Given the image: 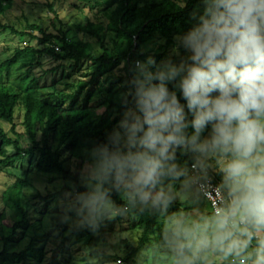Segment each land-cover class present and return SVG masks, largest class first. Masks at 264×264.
I'll return each mask as SVG.
<instances>
[{
  "label": "clouds",
  "instance_id": "9594fccd",
  "mask_svg": "<svg viewBox=\"0 0 264 264\" xmlns=\"http://www.w3.org/2000/svg\"><path fill=\"white\" fill-rule=\"evenodd\" d=\"M178 3L184 8L188 0ZM200 4L168 56L149 54L128 66L120 118L85 150L83 190L58 215L72 229L95 231L136 207L166 208L173 184H187L215 158L224 199L204 222L172 219L173 264H197L209 249L242 256L253 233L264 231V0ZM178 150L189 155L191 171L177 161ZM249 259L264 264V239L240 264Z\"/></svg>",
  "mask_w": 264,
  "mask_h": 264
},
{
  "label": "rangeland",
  "instance_id": "374dc122",
  "mask_svg": "<svg viewBox=\"0 0 264 264\" xmlns=\"http://www.w3.org/2000/svg\"><path fill=\"white\" fill-rule=\"evenodd\" d=\"M4 2L6 7L0 16V23L11 25L26 34L17 35L9 30L0 31V62L9 58L17 48L42 49L55 40L51 39L46 44L41 43L39 39L43 36L42 33L32 29L30 25L38 26L45 34H64L72 42L79 40L89 42L94 58L101 55L104 46L108 57H111V33H107L103 41L99 42L80 33L76 29V24L85 18L105 23L104 12L114 6L113 0H5ZM201 7L198 3L193 11L198 13ZM191 14L190 24L194 22ZM183 31L185 30L178 28L174 35ZM158 41L162 42L157 43ZM161 45H164V39L156 37L143 47L142 51L154 55L159 61L169 55L172 46L161 47ZM161 54H164L162 58ZM122 65L123 63L114 65L110 62L85 60L75 66L69 59L58 60L48 54H28L22 56L12 68L6 84L12 90L30 92L41 99L51 101L48 98L49 93H77L80 84L85 83L75 105L81 106L84 97L90 94L91 100L88 104L96 108V117H99L104 109L100 97L106 95L109 88L126 91L124 83L126 71ZM70 104H73L72 100H68L65 106ZM22 120L23 107L18 104L15 108L14 131L21 135L24 134ZM1 125L8 135L14 136L10 124L1 121ZM21 143L27 144L24 135L21 137ZM7 152L11 154L13 149L9 147ZM182 155L180 153L177 157L178 162ZM85 158L86 152H84ZM84 159L64 161V167L73 175H78ZM24 178H27L28 184L22 188L21 199L28 213V220L16 236L9 238L5 254L0 257V264H152L150 249L138 248L143 224H139L138 217L129 212L104 221L95 231L70 234L69 239L57 249L61 239L70 233V229L62 232L58 225L61 205L78 190L73 181L62 179L57 172H38L34 168V161L29 157L22 158L11 167H0V251L4 247L2 236H9L11 225L15 220L13 211L3 201L2 193L17 179ZM173 191L175 196L172 202L180 203L192 195L194 188L190 181L184 185L177 181L173 184ZM176 217L187 221L206 220L200 219L199 215L191 210L165 211L160 222V233L155 234L159 250L157 264H173L170 255V227L172 219ZM30 241L35 249L24 259L19 258L16 253ZM126 243L137 248L130 261L123 259L127 253ZM39 249L42 253L38 252ZM99 251L107 255L106 259H103ZM200 257L197 264H237L235 260L238 258L234 255L224 257L222 253L212 249L201 253ZM117 258H121L122 261L117 262Z\"/></svg>",
  "mask_w": 264,
  "mask_h": 264
},
{
  "label": "trees",
  "instance_id": "16d2710c",
  "mask_svg": "<svg viewBox=\"0 0 264 264\" xmlns=\"http://www.w3.org/2000/svg\"><path fill=\"white\" fill-rule=\"evenodd\" d=\"M0 0V16L4 13L6 3ZM114 6L107 8L104 12L106 22L93 21L85 18L76 24V29L87 36L95 38L102 42L107 33L112 34L111 57H108L107 50L103 46V51L99 57L94 58L90 49L91 45L87 41L79 40L72 42L64 34L54 35L45 34L38 26L30 25L42 33L39 39L41 43L46 44L51 39L61 42V50L54 51L52 47L44 46L42 49L33 47L17 48L15 52L7 59L0 62V167H11L17 161L24 157H29L34 161V168L38 172L51 173L57 172L64 180L74 182L77 190H83L78 183V175H73L69 169L64 167V161L71 159H84L85 150L90 148L93 143L101 141L104 133L116 124L123 111L121 104V95L125 91L109 88L106 95L101 96V103L104 106L103 112L96 117V108L89 105L91 95L84 97V103L76 106L80 91L85 87V83L80 84L77 93H49L48 98L51 101L41 99L30 92L12 90L6 81L12 68L19 62L24 55L28 54H48L58 60L69 59L72 65H78L80 62L90 60L93 62H110L114 65L123 63L126 75L128 66L135 59H144L146 52L143 47L147 46L156 37L164 39L165 47L173 43V35L178 28L187 30L191 26L189 16L200 0H188L186 7L181 8L177 0H164L158 2H149L148 0H113ZM9 30L13 34L23 35L26 32L18 31L11 25L0 23V31ZM67 38V39H66ZM53 41V42H54ZM164 54H161L162 58ZM171 87V86H170ZM179 96V93H177ZM68 100L73 104L65 106ZM183 102V101H181ZM18 104L23 107L22 125L27 144L22 145L21 137L14 131L15 108ZM1 121L10 124V130L14 136L8 135L1 125ZM11 147L13 152L9 154L7 149ZM180 151H177V157ZM192 162L189 155H182L179 163H184L188 167ZM208 171L214 174L220 183V174L218 172V162L215 158L209 159L205 166ZM28 184L27 178L17 179L2 193L4 203L13 211L15 220L11 225L9 236H2L4 243L3 250L0 251V257L5 254V247L9 238L16 236L22 226L27 223L28 213L22 203V188ZM194 188V187H193ZM113 199L117 203L120 201L117 193H113ZM168 209L173 211L191 210L199 215L200 219H210L213 217L209 202L198 193L194 188L192 195L183 202H170L164 207H136L128 212L138 217L139 224H143V231L138 239V248L150 249L152 264L158 263L159 250L156 242V233H160V222L163 213ZM62 232L70 229V233L65 235L59 245L60 247L69 239L70 234H86L88 229H72L58 221ZM240 233V228L237 230ZM264 235V232H261ZM255 240V247L258 242ZM127 244V243H126ZM127 253L123 257L124 261H130L136 247L127 244ZM35 248L30 241L16 255L24 259ZM42 253V250H38ZM106 259L107 255L99 251ZM245 254H242V256ZM254 251L248 257H251ZM239 256L237 259H240ZM238 262V261H237Z\"/></svg>",
  "mask_w": 264,
  "mask_h": 264
},
{
  "label": "built area",
  "instance_id": "2783aa9c",
  "mask_svg": "<svg viewBox=\"0 0 264 264\" xmlns=\"http://www.w3.org/2000/svg\"><path fill=\"white\" fill-rule=\"evenodd\" d=\"M67 39V38H66ZM50 47L54 49V51L59 52L61 50V42L54 41L50 44ZM191 164H189V169L191 171ZM192 186L198 191L199 194H201L210 205L211 212L214 214V211L218 205L219 202H221L224 199V196L222 194V190L218 187L219 181L215 178L214 174L210 173L206 167L203 168V170H198L194 175L193 178L190 180ZM241 226H237L233 229V231L237 234V236H241V233H238V229ZM264 239V235L261 234L260 231H255L253 233V238L249 244V247L245 250V254L239 259L240 260L243 257H248L251 252L255 250V240ZM117 262H121V258L116 259Z\"/></svg>",
  "mask_w": 264,
  "mask_h": 264
},
{
  "label": "crops",
  "instance_id": "0c3cea01",
  "mask_svg": "<svg viewBox=\"0 0 264 264\" xmlns=\"http://www.w3.org/2000/svg\"><path fill=\"white\" fill-rule=\"evenodd\" d=\"M235 261H236V262L238 261L237 264H240L239 259L236 258ZM236 262H235V263H236ZM248 264H251V259L248 260Z\"/></svg>",
  "mask_w": 264,
  "mask_h": 264
}]
</instances>
